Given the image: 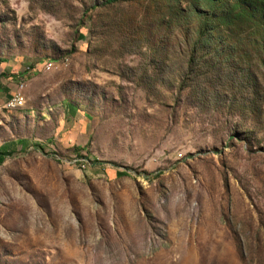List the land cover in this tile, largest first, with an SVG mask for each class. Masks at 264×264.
Listing matches in <instances>:
<instances>
[{"label": "rangeland", "instance_id": "374dc122", "mask_svg": "<svg viewBox=\"0 0 264 264\" xmlns=\"http://www.w3.org/2000/svg\"><path fill=\"white\" fill-rule=\"evenodd\" d=\"M177 8L0 0V264H264V30Z\"/></svg>", "mask_w": 264, "mask_h": 264}, {"label": "trees", "instance_id": "16d2710c", "mask_svg": "<svg viewBox=\"0 0 264 264\" xmlns=\"http://www.w3.org/2000/svg\"><path fill=\"white\" fill-rule=\"evenodd\" d=\"M168 2L177 5L180 13H184L183 16L191 17L195 21L197 29L193 45L216 39L213 34L221 27L245 24L264 30V0H197L198 5L191 6L186 2L182 9L180 0ZM27 73L23 72V77L28 76ZM11 146L0 147V163L11 153Z\"/></svg>", "mask_w": 264, "mask_h": 264}, {"label": "crops", "instance_id": "0c3cea01", "mask_svg": "<svg viewBox=\"0 0 264 264\" xmlns=\"http://www.w3.org/2000/svg\"><path fill=\"white\" fill-rule=\"evenodd\" d=\"M19 65L12 60H0V106L17 91V85L23 78Z\"/></svg>", "mask_w": 264, "mask_h": 264}, {"label": "built area", "instance_id": "2783aa9c", "mask_svg": "<svg viewBox=\"0 0 264 264\" xmlns=\"http://www.w3.org/2000/svg\"><path fill=\"white\" fill-rule=\"evenodd\" d=\"M26 69H30V68H26V67H25V69H24L23 71H25ZM15 101H20V100L18 99V96L16 95V91H15L14 95L12 96V103L15 102ZM6 104H7V103H6Z\"/></svg>", "mask_w": 264, "mask_h": 264}, {"label": "bare ground", "instance_id": "6f19581e", "mask_svg": "<svg viewBox=\"0 0 264 264\" xmlns=\"http://www.w3.org/2000/svg\"><path fill=\"white\" fill-rule=\"evenodd\" d=\"M52 67V64L51 63H45L44 67L48 68V67Z\"/></svg>", "mask_w": 264, "mask_h": 264}]
</instances>
